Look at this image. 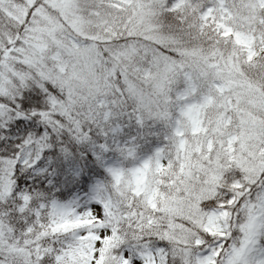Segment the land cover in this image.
<instances>
[{"label":"snow or ice","instance_id":"6c2138e0","mask_svg":"<svg viewBox=\"0 0 264 264\" xmlns=\"http://www.w3.org/2000/svg\"><path fill=\"white\" fill-rule=\"evenodd\" d=\"M0 264H264V0H0Z\"/></svg>","mask_w":264,"mask_h":264}]
</instances>
